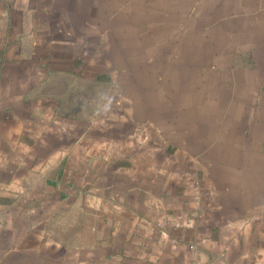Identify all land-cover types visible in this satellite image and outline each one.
I'll return each mask as SVG.
<instances>
[{
	"label": "crops",
	"instance_id": "obj_1",
	"mask_svg": "<svg viewBox=\"0 0 264 264\" xmlns=\"http://www.w3.org/2000/svg\"><path fill=\"white\" fill-rule=\"evenodd\" d=\"M195 263L264 264V0H0V264Z\"/></svg>",
	"mask_w": 264,
	"mask_h": 264
},
{
	"label": "rangeland",
	"instance_id": "obj_2",
	"mask_svg": "<svg viewBox=\"0 0 264 264\" xmlns=\"http://www.w3.org/2000/svg\"><path fill=\"white\" fill-rule=\"evenodd\" d=\"M106 72H107V74L110 75L113 71H112V70H102V71H99L100 74H105V75H107ZM83 87H84V89L87 90V93H88V91H89V93H90L91 91H97L98 95H100V94L105 95V97H104L105 102H106L107 104H108V103H109V104L111 103V102H107L106 100H107L108 97H110V95H111V90L113 89V87H109V86H106V85H105L104 90H101L100 88H97V90H96V89L93 90V88L90 87V86H87V87L83 86ZM73 89H78V85H73ZM91 89H92V90H91ZM74 98H75V97H74ZM111 104H112V103H111Z\"/></svg>",
	"mask_w": 264,
	"mask_h": 264
},
{
	"label": "built area",
	"instance_id": "obj_3",
	"mask_svg": "<svg viewBox=\"0 0 264 264\" xmlns=\"http://www.w3.org/2000/svg\"><path fill=\"white\" fill-rule=\"evenodd\" d=\"M195 264H201V263H195Z\"/></svg>",
	"mask_w": 264,
	"mask_h": 264
}]
</instances>
